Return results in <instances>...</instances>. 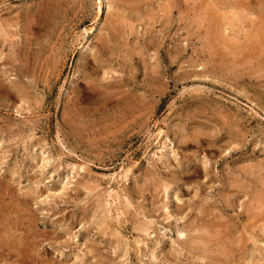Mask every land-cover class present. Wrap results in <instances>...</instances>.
Wrapping results in <instances>:
<instances>
[{"label": "rangeland", "instance_id": "374dc122", "mask_svg": "<svg viewBox=\"0 0 264 264\" xmlns=\"http://www.w3.org/2000/svg\"><path fill=\"white\" fill-rule=\"evenodd\" d=\"M226 263L264 264V0H0V264Z\"/></svg>", "mask_w": 264, "mask_h": 264}, {"label": "bare ground", "instance_id": "6f19581e", "mask_svg": "<svg viewBox=\"0 0 264 264\" xmlns=\"http://www.w3.org/2000/svg\"><path fill=\"white\" fill-rule=\"evenodd\" d=\"M234 5V4H233ZM112 28V27H111ZM219 36V35H218ZM223 37V36H222ZM221 39V38H220ZM219 44V43H218ZM222 45H223V43H222ZM210 47V46H209ZM244 47V46H243ZM215 51V50H214ZM219 54V53H218ZM220 126V125H219ZM233 129V128H232ZM236 139V138H235ZM226 152V151H225ZM244 168V167H243ZM249 182V181H248ZM245 183V182H244ZM243 184V183H242ZM231 186V185H230ZM11 189V188H10ZM35 188H33V190H34ZM259 189V188H258ZM251 192V191H250ZM253 195V194H252ZM181 206V205H180ZM221 220H223V219H221ZM193 228V227H192ZM225 235V234H224ZM190 236V235H189ZM220 238V237H219ZM263 238V237H262ZM253 239V238H252ZM237 240V239H236ZM206 241V240H205ZM203 245V244H202ZM228 245V244H227ZM233 246V245H232ZM212 247V246H211ZM232 248V247H231ZM210 250V249H209ZM199 251V250H198ZM205 252H206V250H205ZM226 252V251H225ZM238 253V252H237ZM263 253V252H262ZM207 255H209V254H207ZM252 255V254H251ZM215 256V255H214ZM215 257H217V256H215ZM219 258V257H218ZM228 258V257H227ZM249 258V257H248ZM2 259V258H1ZM250 261H252V260H250ZM66 262V261H65ZM219 262V261H218ZM214 263V262H213ZM227 264V263H226ZM249 264V263H248Z\"/></svg>", "mask_w": 264, "mask_h": 264}]
</instances>
